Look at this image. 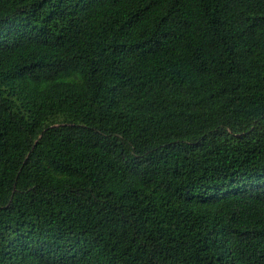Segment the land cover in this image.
Wrapping results in <instances>:
<instances>
[{"label": "trees", "instance_id": "trees-1", "mask_svg": "<svg viewBox=\"0 0 264 264\" xmlns=\"http://www.w3.org/2000/svg\"><path fill=\"white\" fill-rule=\"evenodd\" d=\"M0 264H264V0H0Z\"/></svg>", "mask_w": 264, "mask_h": 264}]
</instances>
